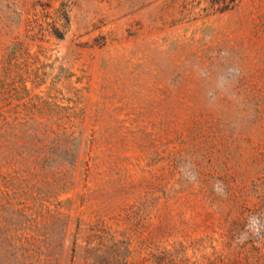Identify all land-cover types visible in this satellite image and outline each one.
I'll return each instance as SVG.
<instances>
[{"label":"rangeland","instance_id":"1","mask_svg":"<svg viewBox=\"0 0 264 264\" xmlns=\"http://www.w3.org/2000/svg\"><path fill=\"white\" fill-rule=\"evenodd\" d=\"M0 264H264V0H0Z\"/></svg>","mask_w":264,"mask_h":264}]
</instances>
